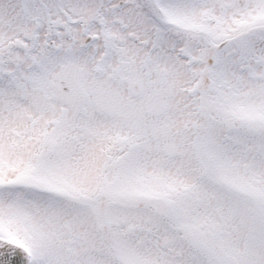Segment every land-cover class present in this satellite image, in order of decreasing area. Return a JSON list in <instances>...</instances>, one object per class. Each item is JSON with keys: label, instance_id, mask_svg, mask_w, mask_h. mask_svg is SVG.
Masks as SVG:
<instances>
[{"label": "snow or ice", "instance_id": "6c2138e0", "mask_svg": "<svg viewBox=\"0 0 264 264\" xmlns=\"http://www.w3.org/2000/svg\"><path fill=\"white\" fill-rule=\"evenodd\" d=\"M0 264H264V0H0Z\"/></svg>", "mask_w": 264, "mask_h": 264}]
</instances>
